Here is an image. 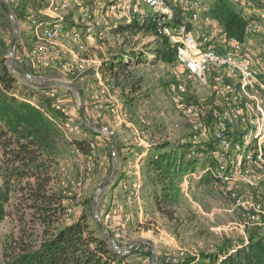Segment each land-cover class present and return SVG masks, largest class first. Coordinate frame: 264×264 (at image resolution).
I'll list each match as a JSON object with an SVG mask.
<instances>
[{
    "label": "rangeland",
    "instance_id": "374dc122",
    "mask_svg": "<svg viewBox=\"0 0 264 264\" xmlns=\"http://www.w3.org/2000/svg\"><path fill=\"white\" fill-rule=\"evenodd\" d=\"M22 1L0 0V74L3 65L10 67L18 78L16 92L19 96L21 94V96H28L29 93L31 95L33 90L30 88L32 87L30 80L16 72L14 63L21 70L37 75L43 81L59 84L48 89L58 93L65 107L71 108V112L76 116H80L81 103L89 102L91 91L100 90L98 87L99 79H96V74L99 73L101 80L109 78L104 77L100 70L98 73L94 71V68L90 67V63L105 58L109 53L134 47V49H137L152 41L150 36L116 35L113 30L105 31L102 34L98 33L91 37L63 36L55 45H51L49 50L51 52L52 47L62 49L61 59L48 64L45 68L35 70L33 59L30 56L31 50L38 41L35 35V22L58 23L67 30L81 27L83 13L87 9L90 14H95L98 0H83L82 7L75 8L70 12L54 9L50 6L51 0H47V4L45 3L37 9L28 4L25 14L21 17L12 9V17L4 11V3H8L9 7L12 8L13 4L17 5ZM15 22L19 26V35L15 52L11 55V45L16 34ZM2 41H4L6 47ZM216 41L218 44L222 43L220 35L216 36ZM255 42L256 48H258L260 38H257ZM60 64H67L78 70L80 68L85 69V84L79 83L74 77L64 74ZM129 73L134 76L136 82H139L142 87L134 95L137 101L127 110L124 108L125 104L121 95L120 104L122 108L112 112V123L95 122V124L98 123V125L114 132L116 155L118 156L119 139L125 141L123 142L124 145L131 144L134 139L142 140L149 145L157 143L185 144L194 141L197 133H194L192 129L190 119L182 114L170 95V91L176 82L174 77L179 74L188 85L191 104L196 108L195 117L203 126L204 137L199 138L196 143L204 147L199 151L200 158L203 157V153L207 155V158L200 159V165L198 164L192 175L185 179L188 183L183 182L184 194L182 200L171 210L173 211V219L164 216L156 209L153 202V190L146 183L140 196L143 213H140L138 199L135 198L129 209L133 213L132 223L118 229L117 225L108 223L106 216L110 211L113 184L117 185L121 178L119 177L121 176V163L116 181L109 187L100 190L116 171V157L114 156L113 141L109 131L95 130L98 133H94V136H101L106 144V157L104 160L107 163V166H105L106 172H104L100 157L97 156L98 162L91 179L83 183L81 188L75 190L69 188L73 193H82L80 202L78 199L73 201V207L77 211L75 216L79 218L84 211L83 203L85 200L92 199L93 224L94 221L97 223L98 219L116 240L118 246L123 250L130 251L127 255L130 262L126 264H154V257L157 258L159 264L160 259L165 261L170 256L180 257L185 263H190L196 260L197 256L201 255L202 257V255L225 243L244 246L248 245L254 237L259 238L260 235L262 236L258 227L244 225L242 211L232 210L227 206L230 200L224 184L220 182L199 184L202 166L213 161L212 156L209 155V147L213 146L212 131L215 111L220 107V102L212 91V76H208L205 84L189 75L181 65H167L162 62L134 66V68L129 69ZM68 83L77 85L82 94V101L75 89L64 86ZM106 85L107 88L112 86L111 83ZM113 85L121 91L116 82H113ZM142 120L146 124L141 123ZM118 122L121 123L118 124ZM125 122L131 124V127L127 128ZM133 125L140 131V135L135 136L132 133ZM83 135L84 129L72 135L71 139H82ZM232 136L238 138L236 134L232 133ZM130 147L137 148L134 145ZM72 149H69L67 153L59 158V164L69 167L71 178L76 181L81 174L85 173L87 160L83 158L85 155ZM129 156H132L131 161L136 164L135 159L137 157L134 154ZM118 158L120 157L118 156ZM132 171L137 170L133 168ZM102 174L105 177H102ZM56 177L57 184L53 185L55 190H58L59 187L66 188V186H69L70 182L61 176L59 168ZM242 186L246 188L243 192L244 195L251 192L257 201L264 202V186L255 192L246 184H242ZM17 199L14 197L12 200L10 206L11 216L0 224V264L3 261L4 248L7 244H10L14 239L25 236L26 233L29 234L31 231H34L37 235L42 229L38 224L31 223L30 219L33 212ZM23 213L26 214L25 222L20 220ZM66 218L69 221L73 219V217Z\"/></svg>",
    "mask_w": 264,
    "mask_h": 264
},
{
    "label": "trees",
    "instance_id": "16d2710c",
    "mask_svg": "<svg viewBox=\"0 0 264 264\" xmlns=\"http://www.w3.org/2000/svg\"><path fill=\"white\" fill-rule=\"evenodd\" d=\"M46 1L23 0L20 4H13L11 9L21 17L28 4L37 9ZM211 15L230 39L244 40L246 20L231 0H214ZM177 20L180 22L181 18L178 16ZM110 30L116 35L152 37V41L137 49L111 53L99 65L104 77L111 79V85L117 88L113 85L116 82L121 88V91L117 89L121 92L124 108L128 110L137 101L134 95L142 88L129 69L160 62L178 64L177 47L160 34L154 21H135ZM17 83L14 72L8 65H3L0 74V224L11 216L10 206L16 197L33 212L31 223L38 224L42 229L37 235L31 231L7 244L1 264L128 263V254L117 253L97 223L94 221L93 224L92 199L85 200L84 211L77 218L73 201L78 199L80 202L82 195L70 191V186H66L67 189L53 188L57 184L59 158L73 147L79 153L88 155L91 152L89 140L66 137L60 127L66 115L53 107L51 90L32 86L31 95L16 97ZM34 100L40 107L33 105ZM75 117L84 132L98 133L85 125L79 115ZM87 118L94 123L99 121ZM195 147L198 151L204 149L194 141L185 144L157 143L150 147L149 158L143 167L145 180L153 190L156 209L166 217L173 219L171 210L181 202L184 194L182 184L200 165V156L191 155ZM213 149V146L209 147L210 151ZM117 150L121 159L119 146ZM211 182L219 181L206 175L201 177L199 184ZM66 217L73 219L69 221ZM20 220L25 222L26 214H21ZM202 260L210 264H264V236L254 237L244 246L225 243L202 255ZM161 263H165L164 259L159 260Z\"/></svg>",
    "mask_w": 264,
    "mask_h": 264
},
{
    "label": "built area",
    "instance_id": "2783aa9c",
    "mask_svg": "<svg viewBox=\"0 0 264 264\" xmlns=\"http://www.w3.org/2000/svg\"><path fill=\"white\" fill-rule=\"evenodd\" d=\"M231 1L246 20L243 41L230 39L220 23L212 17L214 0H98L95 14H90L87 9L83 13L81 27L67 30L58 23L35 22L38 41L30 56L34 69L40 70L61 59L62 49L52 47L51 52L49 50L63 36L91 37L135 21L156 22L160 34L177 47L179 65L205 84L208 76H212V91L220 102L213 123L214 149L209 153L213 161L202 166L200 177L211 175L224 184L230 200L227 206L242 211L244 225L258 227L264 236V202L257 201L251 192L244 195L246 188L242 186L246 184L254 192L264 186V0ZM82 5L83 0H51L50 6L70 12ZM219 35L221 44L216 41ZM257 38H260L258 48L255 42ZM100 64V61H94L90 67L98 72ZM60 68L64 74L85 84V69L78 70L67 64H60ZM174 78L176 82L170 95L182 114L190 119L192 129L197 133L194 137L197 143L199 138L204 137L203 126L195 117L196 108L191 104L187 83L179 74ZM101 81L107 101H101V94H90L100 114L122 108L120 91L113 86L107 88L106 84H110L111 79L104 78ZM50 95L54 100L53 107L66 115L60 127L66 137L71 139L72 135L82 131V125L62 103L58 93L51 91ZM15 96L19 97L18 92ZM32 103L40 107L37 101ZM141 123L146 124L144 120ZM139 134L140 131L136 129V135ZM90 147L91 152L85 156V173L76 181L72 180L69 167H59L61 176L70 182L69 186L73 190L81 188L83 183L91 179L96 168L97 151L94 145ZM191 155L201 157L196 147L192 149ZM202 156L200 159L207 158L204 153ZM184 182L188 183L187 180ZM140 188V182L133 183V190L127 197L128 204L139 197ZM77 194L82 195L81 192ZM196 258L193 262L185 263L180 257L170 256L164 264H210L203 261L201 255Z\"/></svg>",
    "mask_w": 264,
    "mask_h": 264
},
{
    "label": "crops",
    "instance_id": "0c3cea01",
    "mask_svg": "<svg viewBox=\"0 0 264 264\" xmlns=\"http://www.w3.org/2000/svg\"><path fill=\"white\" fill-rule=\"evenodd\" d=\"M109 55H110V53L107 54L105 58L99 59L97 61L103 62L109 58ZM94 71H96V70L94 69ZM98 74H96V77H97L96 79H99L98 87L100 90L91 91V93L101 94V101L106 102L107 101V94L104 93V86L102 84L101 77ZM88 100H89V102H85V104H86L85 109H86L87 117H89L91 119L99 120V121L104 122L106 124H111L112 123L111 118L113 116L112 111H106V112H103L102 114H100L98 107L94 104V102L91 101V95H89ZM68 109H69V112L73 116H76L74 113L71 112V110H70L71 108L68 107ZM115 122H117V121H115ZM120 123L121 122H118V124H120ZM125 125L127 128L131 127V124H129V123H126ZM131 131L135 136H138V135H136V127L134 125L132 126ZM83 136L84 137L82 139H88L89 140L90 146L91 145L95 146L96 151H97V156L100 157L104 172H106L105 166H107V163L104 162L105 157H106L105 156L106 144H105L104 139H102L101 136L95 137L94 134H92L90 132H84ZM123 142H125V141H123V139L122 140L119 139V147H120L121 154H122L121 161H120V163H121V176H119L121 178L117 182V185L113 184V188H112L113 192L111 194L112 199H111L110 211L106 216V220H108V223L117 225L118 229L120 227L129 226L132 223L133 213H131L129 211V209L132 206L133 202L131 204H128L127 197L129 195V193H131V191L133 190V183H135L137 181L140 182V185H141V188L139 191V197H137L138 205H139L140 213L141 214L143 213V210L141 207L142 200H141L140 196L142 195V192L144 191V188L146 186L145 184L147 183L145 180L146 176L144 175L143 167L149 158L150 147H151V145H149L148 143H145L142 140H137V139H134L132 141V143L128 144V145H124ZM131 145H134L137 148L136 149L131 148L130 147ZM73 149H74V147H73ZM131 154H134V156L137 157L135 159L136 164H134L131 161L132 156H129ZM79 155H81V154H79ZM83 158H86V157L83 156ZM133 168H135L137 171H132ZM103 176H104V174H102V177ZM166 261L167 260H165V262ZM128 262H130V260H128ZM161 264H163V263H161Z\"/></svg>",
    "mask_w": 264,
    "mask_h": 264
},
{
    "label": "water",
    "instance_id": "95a60500",
    "mask_svg": "<svg viewBox=\"0 0 264 264\" xmlns=\"http://www.w3.org/2000/svg\"><path fill=\"white\" fill-rule=\"evenodd\" d=\"M4 7L6 9V12L7 14L12 17V10L11 8L9 7L8 3H4ZM15 31H16V34H15V37L13 38V41H12V45H11V55L14 54L15 52V49H16V44L18 42V35H19V26L18 24L15 22ZM14 69L16 70V72H18L20 75L26 77L27 79L30 80V83L33 87L35 88H39V89H43V88H51V87H55L56 85H59L57 83H52V82H47V81H43L39 76L37 75H33V74H29L28 72L26 71H23L21 70L15 63H14ZM64 86H67L69 88H73L75 89L78 94L80 95V98L82 97V94L80 93L79 91V88L77 87L76 84L74 83H68V84H65ZM81 101H82V98H81ZM79 114H80V117L83 121V123L85 125H87L88 127L94 129V130H107L109 131V133L111 134V138H112V141H113V148H114V152H115V157H116V171L115 173L113 174V176L111 177V179H109L101 188L100 190H103L104 188H107L109 187L110 185H112L117 177H118V174H119V170H120V159L118 158V156L116 155V138L114 136V132L104 126H101V125H98V124H95L94 122H92L90 119L87 118L86 116V110H85V103L82 102L81 105H80V108H79ZM96 204V203H95ZM97 225L98 227L100 228V230L105 234V236L109 239V241L111 242L113 248L119 252L121 255H127L130 253V251H127V250H123L121 249L116 240L113 238L112 235H110V233L103 227V225L100 223V221L97 219ZM154 260V264H158V261H157V258H153Z\"/></svg>",
    "mask_w": 264,
    "mask_h": 264
}]
</instances>
